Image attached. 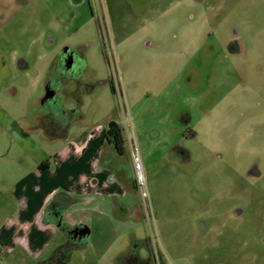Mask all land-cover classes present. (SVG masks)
<instances>
[{
  "label": "rangeland",
  "instance_id": "1",
  "mask_svg": "<svg viewBox=\"0 0 264 264\" xmlns=\"http://www.w3.org/2000/svg\"><path fill=\"white\" fill-rule=\"evenodd\" d=\"M233 39L242 52L230 53ZM62 51L80 66L61 71ZM54 63L67 126L47 135ZM0 109L15 121L6 136L0 125V145L32 129L41 155L64 135L124 129L126 154L105 141L99 157L129 183L110 264L130 250L141 264H264V0H0ZM84 218L89 235L65 264H105L96 219Z\"/></svg>",
  "mask_w": 264,
  "mask_h": 264
},
{
  "label": "crops",
  "instance_id": "2",
  "mask_svg": "<svg viewBox=\"0 0 264 264\" xmlns=\"http://www.w3.org/2000/svg\"><path fill=\"white\" fill-rule=\"evenodd\" d=\"M3 113L0 109V121H4L0 125L6 136L4 125L15 121ZM31 131L16 126L9 133L15 145H0V262L7 264V257L12 256L17 262L48 264L57 248L71 243L70 233L84 229L89 235L84 216L90 215L97 226L93 248L100 258L107 254L105 264L113 263L119 257L114 251L118 236L114 211L128 210L125 197L129 183L121 169L99 164L104 142H108L106 130L80 133L77 141L63 136L51 155L39 154ZM22 154L31 163L26 169ZM8 155L15 157L6 167ZM85 243L80 242L81 246Z\"/></svg>",
  "mask_w": 264,
  "mask_h": 264
},
{
  "label": "flooded vegetation",
  "instance_id": "3",
  "mask_svg": "<svg viewBox=\"0 0 264 264\" xmlns=\"http://www.w3.org/2000/svg\"><path fill=\"white\" fill-rule=\"evenodd\" d=\"M228 46H229L230 53L238 54L243 51V47L240 45V43L236 39L231 40ZM55 60L60 62V65H59L61 67L60 69L61 71H64V72L65 71L68 72L69 67H73V66L79 67L80 66V64L77 61V56L72 51L60 52ZM21 63H22V60H18L17 65L22 66ZM55 63H54L53 68H51V71H53V73L50 72V74L48 75L50 79L48 78V81L44 86L45 93L41 100L42 104L44 105V110H45L43 117H42V122L45 125L44 133H47V135H50L52 130L61 129L62 127L67 126L64 122L66 111L62 109L64 106L62 103V97L60 96L58 97V95L56 94L53 88V87L56 88L58 85L51 86V78L58 77V73L55 69ZM75 80L77 81L78 84H80V80H78L77 77H75ZM181 120L183 122H188V119H185V118L184 119L182 118ZM117 124L119 125V123ZM119 128H121L122 136L124 139V142L122 144L123 150H124L125 149L124 148V145H125L124 129L120 125H119ZM77 240L80 241L81 238L79 237L74 238L73 233L69 234V242H75ZM130 251L131 253L126 255L124 257L125 258L124 260H126L128 264H141L142 261H139V262L137 261V256L135 255V251L133 250H130Z\"/></svg>",
  "mask_w": 264,
  "mask_h": 264
},
{
  "label": "trees",
  "instance_id": "4",
  "mask_svg": "<svg viewBox=\"0 0 264 264\" xmlns=\"http://www.w3.org/2000/svg\"><path fill=\"white\" fill-rule=\"evenodd\" d=\"M105 137L107 141L113 143L115 150L119 153H123V136L121 128L115 122H109L108 127L105 132ZM75 245V242L66 243L63 246L57 248L55 256L51 258L48 264H65L70 257V249Z\"/></svg>",
  "mask_w": 264,
  "mask_h": 264
},
{
  "label": "built area",
  "instance_id": "5",
  "mask_svg": "<svg viewBox=\"0 0 264 264\" xmlns=\"http://www.w3.org/2000/svg\"><path fill=\"white\" fill-rule=\"evenodd\" d=\"M131 156H132V160H133V166H134V169H135V177H136V182L140 188V196L142 198V200L145 199V197H147V193L146 191L143 189V179H142V174H141V166H140V162L138 160V157L134 154V153H131Z\"/></svg>",
  "mask_w": 264,
  "mask_h": 264
},
{
  "label": "water",
  "instance_id": "6",
  "mask_svg": "<svg viewBox=\"0 0 264 264\" xmlns=\"http://www.w3.org/2000/svg\"><path fill=\"white\" fill-rule=\"evenodd\" d=\"M86 232H87V231H85L84 229H78V230H75V231L73 232V237H74V238H77V237H79V238H81V237H85V236H86Z\"/></svg>",
  "mask_w": 264,
  "mask_h": 264
}]
</instances>
